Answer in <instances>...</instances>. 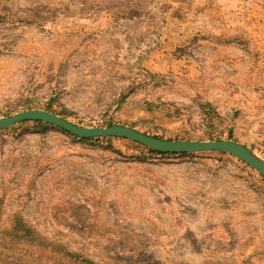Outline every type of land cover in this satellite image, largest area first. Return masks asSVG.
I'll list each match as a JSON object with an SVG mask.
<instances>
[{
  "label": "rangeland",
  "instance_id": "obj_1",
  "mask_svg": "<svg viewBox=\"0 0 264 264\" xmlns=\"http://www.w3.org/2000/svg\"><path fill=\"white\" fill-rule=\"evenodd\" d=\"M29 110L264 161V0H0V119ZM45 125L0 130V264H264L250 166Z\"/></svg>",
  "mask_w": 264,
  "mask_h": 264
},
{
  "label": "water",
  "instance_id": "obj_2",
  "mask_svg": "<svg viewBox=\"0 0 264 264\" xmlns=\"http://www.w3.org/2000/svg\"><path fill=\"white\" fill-rule=\"evenodd\" d=\"M41 122L60 128L71 135L84 139H127L142 144L153 152L162 154H195L203 152H223L230 154L241 162L253 168L264 177V161L256 157L249 149L231 141L211 142H175L165 141L144 135L133 129L114 126L110 128H88L73 124L53 113L43 110H29L15 116L1 118L0 130L8 129L24 122Z\"/></svg>",
  "mask_w": 264,
  "mask_h": 264
},
{
  "label": "trees",
  "instance_id": "obj_3",
  "mask_svg": "<svg viewBox=\"0 0 264 264\" xmlns=\"http://www.w3.org/2000/svg\"><path fill=\"white\" fill-rule=\"evenodd\" d=\"M208 122H211V119H210V120L208 119ZM44 127H47V128H48L49 126L45 125ZM111 127H114V126H111ZM109 128H110V127H109ZM154 153H155V152H154Z\"/></svg>",
  "mask_w": 264,
  "mask_h": 264
}]
</instances>
